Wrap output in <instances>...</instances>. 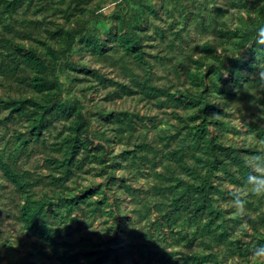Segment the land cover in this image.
<instances>
[{"label": "trees", "instance_id": "1", "mask_svg": "<svg viewBox=\"0 0 264 264\" xmlns=\"http://www.w3.org/2000/svg\"><path fill=\"white\" fill-rule=\"evenodd\" d=\"M260 26L264 0H0V264H264Z\"/></svg>", "mask_w": 264, "mask_h": 264}, {"label": "clouds", "instance_id": "2", "mask_svg": "<svg viewBox=\"0 0 264 264\" xmlns=\"http://www.w3.org/2000/svg\"><path fill=\"white\" fill-rule=\"evenodd\" d=\"M257 35L256 40L258 42L264 43V26H260L256 29ZM260 167L264 168V161L258 162ZM247 182L249 186V191L253 194L264 195V172H257L255 170H250L247 176ZM235 206L239 209L241 213L245 210V199L240 198L238 195L234 198ZM264 251V249H261Z\"/></svg>", "mask_w": 264, "mask_h": 264}]
</instances>
